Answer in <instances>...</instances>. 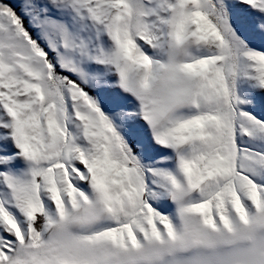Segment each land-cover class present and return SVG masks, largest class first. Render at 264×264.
Returning a JSON list of instances; mask_svg holds the SVG:
<instances>
[{"label": "snow or ice", "instance_id": "6c2138e0", "mask_svg": "<svg viewBox=\"0 0 264 264\" xmlns=\"http://www.w3.org/2000/svg\"><path fill=\"white\" fill-rule=\"evenodd\" d=\"M0 264H264V0H0Z\"/></svg>", "mask_w": 264, "mask_h": 264}]
</instances>
